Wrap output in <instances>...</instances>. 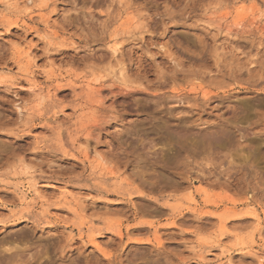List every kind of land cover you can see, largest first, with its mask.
Returning <instances> with one entry per match:
<instances>
[{"label": "rangeland", "instance_id": "rangeland-1", "mask_svg": "<svg viewBox=\"0 0 264 264\" xmlns=\"http://www.w3.org/2000/svg\"><path fill=\"white\" fill-rule=\"evenodd\" d=\"M0 264H264V0H0Z\"/></svg>", "mask_w": 264, "mask_h": 264}, {"label": "bare ground", "instance_id": "bare-ground-1", "mask_svg": "<svg viewBox=\"0 0 264 264\" xmlns=\"http://www.w3.org/2000/svg\"><path fill=\"white\" fill-rule=\"evenodd\" d=\"M116 49H117V48H116V47H114V48H113V52L117 51Z\"/></svg>", "mask_w": 264, "mask_h": 264}]
</instances>
